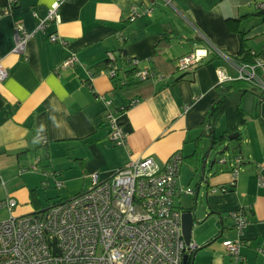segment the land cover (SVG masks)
I'll return each instance as SVG.
<instances>
[{"label":"crops","instance_id":"0c3cea01","mask_svg":"<svg viewBox=\"0 0 264 264\" xmlns=\"http://www.w3.org/2000/svg\"><path fill=\"white\" fill-rule=\"evenodd\" d=\"M55 1L18 0L12 6L10 0H0V52L8 72L0 81V183L5 188L0 201L14 199L17 216L37 215L59 204L46 207L42 202V193L57 182L64 188L65 182L91 179L94 173L103 181L132 160L151 157L165 166L180 153V184L203 189L209 211L207 220L198 217L193 227L198 249L188 264H234L224 242L239 239L230 216L235 211H242L248 221L241 237L244 264H264V187L258 184L259 175L264 176V93L245 92L241 112H233L218 101L220 88L235 81L218 86L217 78L219 71L235 78L232 62L242 54L255 52L264 58V0L65 2L60 23L36 33L25 53L16 54V26L34 32V14L44 17ZM134 8L139 16L132 19ZM51 35L67 45L51 42ZM203 51L207 57L196 67L177 69L178 59ZM73 53L78 63L62 68ZM111 56L118 67L115 78L106 68ZM247 60L254 62L253 57ZM144 69L155 77L141 82L136 72ZM133 100L139 102L131 106ZM213 106L219 109L209 118ZM114 111L128 135L124 146L109 139L106 117ZM224 117L226 128L217 135ZM226 133H239L241 139L217 143ZM212 143L214 152L225 150L219 160L229 156L231 163L213 166L210 157L203 175L192 162L199 159L202 168ZM236 166L239 174L231 185ZM223 187L229 190L211 193ZM176 206L185 212L191 202Z\"/></svg>","mask_w":264,"mask_h":264},{"label":"built area","instance_id":"2783aa9c","mask_svg":"<svg viewBox=\"0 0 264 264\" xmlns=\"http://www.w3.org/2000/svg\"><path fill=\"white\" fill-rule=\"evenodd\" d=\"M17 1L10 0V3L14 6ZM72 1L75 0H56L44 17L34 14L38 25L32 33L23 25H17L14 52L24 54L29 40L36 33L44 32L49 24H59L61 5ZM164 1L170 4V0ZM261 7L264 10V4ZM136 11L134 8L132 19L139 16ZM50 41L67 45L57 35H51ZM215 51L232 62L221 50ZM205 57L206 51L183 56L178 59L177 67L182 72L190 71ZM252 57L253 63L232 62L237 71L235 78L219 71L218 86L243 81L264 93V58L255 52ZM110 59L114 60V57ZM77 63L78 58L73 53L66 58L62 68ZM129 63L133 66L139 64L137 60ZM108 74L115 78L117 67L110 64ZM7 76L0 52V81ZM149 76L146 69L137 72L141 81H146ZM138 102L133 100L131 106ZM107 105L110 106L111 102ZM118 114V111L107 114L109 139L117 146H124L128 135L119 123ZM181 164L182 155L175 153L165 166H160L151 157H142L130 161L107 180L100 181L99 174L94 173L90 190L37 215L14 216L12 210L17 202L11 197L1 200L0 211L6 209L9 218L0 222V264H183L184 258L190 257L198 246L193 241L186 243L183 212L175 203L177 196L196 195L193 189L180 184ZM238 174L239 167L236 166L232 171L231 185L235 184ZM258 184L264 187V176L259 175ZM56 187L62 189L63 184L57 182ZM228 190L223 187L212 189L211 193H226ZM230 216L239 239L226 240L224 247L234 264H244L241 237L248 221L242 211H235Z\"/></svg>","mask_w":264,"mask_h":264},{"label":"rangeland","instance_id":"374dc122","mask_svg":"<svg viewBox=\"0 0 264 264\" xmlns=\"http://www.w3.org/2000/svg\"><path fill=\"white\" fill-rule=\"evenodd\" d=\"M226 118H222L219 123L217 124L216 127V134L219 135L223 130L226 128ZM229 143H232V141H229ZM234 144V143H233ZM217 158V154L215 152L212 153L211 155V163ZM225 158L228 160V163H231V159L229 156H225ZM218 163L213 164L215 166ZM185 170H186V164L183 167V174L182 178L185 179ZM0 196H2L3 193H5V188L2 186V182L0 183ZM92 186V178H86L84 180L82 177L76 180H72L70 182H65L64 188L60 191L54 186L52 188H48L47 190L50 191L49 193H42V202L46 205V207H49L51 204L54 205L55 203H60L61 201L65 200H70L77 195L81 194L80 192L82 191H87L91 188ZM8 189L9 186H7ZM47 187V186H46ZM191 187V186H190ZM195 192L197 191L195 184H193L192 188ZM44 190V189H43ZM46 190V189H45ZM203 189H199V194H198V200H197V205H198V210L197 214L202 221L207 220V215H209V211H207V202L206 198L202 196ZM185 196V195H182ZM179 196L176 197L175 203L178 205L179 202L181 201L183 204L190 203L191 206L194 203V199L196 198L195 196H190V197H185L182 200H179ZM179 208V206H176ZM15 212V211H14ZM14 216H17L13 213ZM18 217V216H17ZM9 218V212L7 210H1L0 211V222L5 221Z\"/></svg>","mask_w":264,"mask_h":264},{"label":"trees","instance_id":"16d2710c","mask_svg":"<svg viewBox=\"0 0 264 264\" xmlns=\"http://www.w3.org/2000/svg\"><path fill=\"white\" fill-rule=\"evenodd\" d=\"M16 6V5H15ZM158 51H160V50H158ZM247 57L248 58H252V56H251V53L250 52H248V53H246V54H242L239 58H235V61H237V62H248V63H251L252 62V60L251 61H249V60H247ZM110 64H113L114 66H116V64H115V58H114V60H110L109 59V61L106 63V68H107V65H108V70H109V65ZM105 67V66H104ZM117 67V66H116ZM177 69H178V67H177ZM179 70V69H178ZM135 70H133V72H134ZM138 71V70H137ZM180 71V70H179ZM117 72H118V67H117ZM132 72V73H133ZM182 72V71H181ZM136 74H137V72H136ZM151 73H150V76H149V78L146 80V81H149L150 79H151ZM152 77H155L154 75L152 76ZM141 81V80H140ZM141 82H145V81H141ZM243 83V81H235V83L232 85V86H229V87H226V88H220V98H219V101H218V105H220V107L221 108H223L222 106L223 105H225V106H227L228 107V110H230V111H233V112H241V109H240V100H241V98H242V96L244 95V93L245 92H247V91H253L254 92V90L255 89H257V88H251V89H247L248 87L246 86V85H243L242 84ZM256 91V90H255ZM219 109V107L218 106H213V108H212V110H211V112H210V114H209V118L211 117V115H212V112H215V111H217ZM210 120V119H209ZM208 120V121H209ZM244 121L245 120H242V122H240L239 124H237V127L235 128V131H238V129H239V126L240 125H242L243 123H244ZM234 129V128H233ZM228 133H226V134H224L220 139H218L217 140V143H223L225 140H228V136L229 135H227ZM240 139H241V137L239 136L238 138H237V141H240ZM212 141H214L215 142V139L213 138V140ZM199 155V153L197 154V156ZM205 159V158H204ZM204 161V160H203ZM203 161H202V163H203ZM193 164H194V166H195V171L196 172H200V169H202L203 168V165H202V163H201V166H202V168L200 167V161H199V159H197L196 161L194 160L193 162H192ZM57 188V187H56ZM58 189V188H57ZM63 189V188H62ZM62 189H58V190H62ZM85 192H87V191H85ZM84 192V193H85ZM84 193H81V194H79V195H77V196H80V195H82V194H84ZM76 196V197H77ZM75 198V197H74ZM73 199V198H72ZM71 200V199H70ZM67 201H69V200H63V201H61L59 204H62V203H65V202H67ZM58 205V204H57ZM46 211V210H45ZM45 211H43V212H45ZM43 212H40V213H43ZM39 213V214H40Z\"/></svg>","mask_w":264,"mask_h":264},{"label":"water","instance_id":"95a60500","mask_svg":"<svg viewBox=\"0 0 264 264\" xmlns=\"http://www.w3.org/2000/svg\"><path fill=\"white\" fill-rule=\"evenodd\" d=\"M239 137V133H235L232 135L228 136V140L229 141H234ZM215 146L212 143V146L210 147L207 155L205 156V159L203 161V168H202V174H205V165L208 161V159L211 157L212 153L214 152ZM217 154V158H215V160L211 163L212 165L215 163L221 164V163H228L227 159H224V162H222V160H219V156L221 155H225V150L223 151H219V152H215ZM198 194H199V189H197L196 192V198L194 199V203L193 205L186 210L185 212H183L182 214V224H183V233H184V238L186 240V243L189 244L192 241V232H193V227L196 224L197 220H198V214H197V210H198V205H197V200H198ZM208 204V203H207ZM55 243L53 244V247H55ZM57 252V249H55ZM189 261V256H186L184 258L183 264H188Z\"/></svg>","mask_w":264,"mask_h":264}]
</instances>
